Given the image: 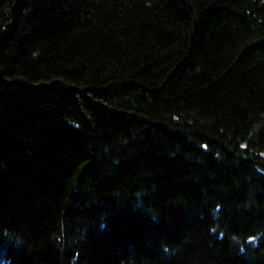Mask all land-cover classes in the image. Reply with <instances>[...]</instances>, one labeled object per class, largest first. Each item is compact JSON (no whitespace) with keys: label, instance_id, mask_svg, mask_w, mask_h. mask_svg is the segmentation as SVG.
<instances>
[{"label":"trees","instance_id":"obj_1","mask_svg":"<svg viewBox=\"0 0 264 264\" xmlns=\"http://www.w3.org/2000/svg\"><path fill=\"white\" fill-rule=\"evenodd\" d=\"M0 264H264V0H0Z\"/></svg>","mask_w":264,"mask_h":264}]
</instances>
